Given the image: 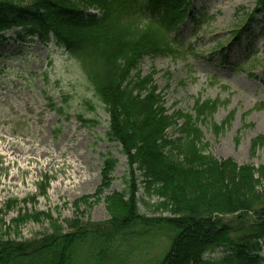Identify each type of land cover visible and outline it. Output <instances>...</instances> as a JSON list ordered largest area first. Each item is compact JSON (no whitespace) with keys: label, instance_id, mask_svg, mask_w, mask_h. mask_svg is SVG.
I'll use <instances>...</instances> for the list:
<instances>
[{"label":"trees","instance_id":"trees-1","mask_svg":"<svg viewBox=\"0 0 264 264\" xmlns=\"http://www.w3.org/2000/svg\"><path fill=\"white\" fill-rule=\"evenodd\" d=\"M192 10L193 0H0V38L18 28L20 39L54 42L81 63L109 115L106 136L119 144L127 161L124 189L104 197L107 222H72V232L37 246L0 238V264H76L80 257L107 264L123 243L130 247L159 225L172 233L159 264H264V166L240 165L208 152L199 124L222 104L219 99H196L194 115H168L155 73L138 71L145 55L182 53L172 34L187 18L198 25ZM255 12L264 38V0H257L251 21ZM232 118L212 123L213 132L219 134ZM171 127L178 130L175 139L167 135ZM263 144V137L256 138L252 151ZM117 163L111 154L104 157L101 184L83 199L86 206L102 200ZM141 177L146 194L159 200L155 210L170 217L141 213L140 204L148 205L138 196ZM29 216L50 218L48 213ZM217 250H223L222 257H206Z\"/></svg>","mask_w":264,"mask_h":264},{"label":"rangeland","instance_id":"rangeland-1","mask_svg":"<svg viewBox=\"0 0 264 264\" xmlns=\"http://www.w3.org/2000/svg\"><path fill=\"white\" fill-rule=\"evenodd\" d=\"M256 5L257 0H193L200 23L195 26L188 19L177 31L183 53L145 55L138 71L141 76L155 73L154 84L168 115L179 111L194 115L196 99H219L222 104L199 124L208 152L258 167L264 166V144L254 152L251 147L256 138L264 140V38L261 16L255 12V21L249 18ZM248 24L250 29H244ZM18 31L0 38V238L37 246L46 238L72 232V222L82 226L107 222L104 197L124 189L127 161L119 144L106 136L109 115L81 63L54 42L22 40ZM223 51L226 60L221 59ZM232 115V121L215 134L212 123L221 125ZM177 131L171 127L167 135L175 139ZM10 143L25 156H7ZM34 147L36 156L31 154ZM42 151L50 155L41 157ZM107 154L118 159L112 183L100 202L86 206L83 199L101 184ZM139 185L138 196L148 203L140 204L141 213L170 217L155 210L159 200L146 194L142 177ZM36 213H48L50 218L26 217ZM171 237L168 228L159 225L134 245L123 243L117 258L107 264H159ZM223 254L217 250L206 257ZM76 264L92 263L80 257Z\"/></svg>","mask_w":264,"mask_h":264},{"label":"bare ground","instance_id":"bare-ground-1","mask_svg":"<svg viewBox=\"0 0 264 264\" xmlns=\"http://www.w3.org/2000/svg\"><path fill=\"white\" fill-rule=\"evenodd\" d=\"M2 138L3 137L0 136V140H2ZM9 146H10L9 149L7 150L9 152V154L7 153V156H12V157L25 156V154H22L21 150H19L18 147L15 146V143H10ZM32 150H33V152L31 154H33V156H36V154L34 153V151L36 150L35 147L32 148ZM49 155H50V152L49 151H42V152H40V156L41 157H45V156H49ZM26 159H27V161H34L35 158L34 157H27ZM54 160H56V158L53 159V162H54ZM10 183H12V182H10Z\"/></svg>","mask_w":264,"mask_h":264}]
</instances>
